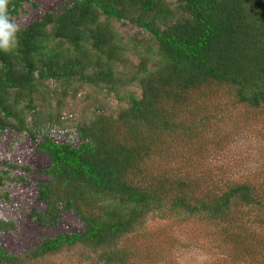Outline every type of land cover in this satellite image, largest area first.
<instances>
[{
	"label": "trees",
	"instance_id": "16d2710c",
	"mask_svg": "<svg viewBox=\"0 0 264 264\" xmlns=\"http://www.w3.org/2000/svg\"><path fill=\"white\" fill-rule=\"evenodd\" d=\"M25 2L7 0L8 17ZM118 22L136 29L124 36ZM16 35V47L0 51V128L44 134L49 179L38 185L46 208L34 217L50 224L62 205L83 225L20 254L0 245V264H30L66 249L92 264H138L122 242L151 216L215 224L232 250L256 236L241 221L248 215L264 225L262 188L245 181L221 191L159 163L174 153L164 142L174 130L199 133L175 118L203 89L224 91L233 105L264 108V0H71ZM128 53L138 57L133 66ZM89 87L94 93H83ZM108 95L124 104L116 114L102 106ZM66 109L72 120L62 117ZM52 125L81 141H54ZM5 225L0 220V229ZM244 254L251 259L247 250L231 255Z\"/></svg>",
	"mask_w": 264,
	"mask_h": 264
},
{
	"label": "rangeland",
	"instance_id": "374dc122",
	"mask_svg": "<svg viewBox=\"0 0 264 264\" xmlns=\"http://www.w3.org/2000/svg\"><path fill=\"white\" fill-rule=\"evenodd\" d=\"M70 1L29 0L22 4L17 14L10 16V22L17 29L24 28L46 12L61 11ZM115 26L124 36L136 29L131 23L122 25L118 22ZM127 57L128 66L138 62V57L131 53ZM49 85L54 86L52 83ZM131 90H135L134 85ZM85 92L94 93L90 87ZM98 96H104V92ZM195 101L198 103L194 104ZM233 102L224 91L207 88L198 93L193 101L182 105L175 118L176 123L182 125L184 118L187 124L198 126L199 133L191 134L192 129L185 130L183 127L174 130L164 141L171 143L169 150L174 153L167 162L161 160L159 165L166 163L172 171H182L193 178L207 180L211 185L209 188L217 187L221 191L231 184L245 181L264 191V108L253 109L240 103L233 105ZM103 104L105 111L114 114L120 106H124L109 95ZM195 106H201L196 113ZM187 110L188 114L184 117ZM73 116L68 109L62 113V117L71 120ZM48 133L56 142L70 140L77 145L81 141L69 128L61 130L52 125ZM162 139L163 136L159 138L160 141ZM44 140L43 133L32 137L14 128H0V220L6 224L4 229H0V245L10 254H20L33 248L45 237L82 229V220L73 210L62 209V205L50 224L34 217L35 213H42L46 208L45 200L39 198L38 185L49 179L44 171L50 158L40 147V142ZM144 165L147 164L143 163L141 167L144 168ZM143 173H148L146 177H150L149 172ZM236 206L241 209L240 212L245 209L243 205ZM242 219L244 221L241 222L257 234L251 240L245 239L238 250H232L233 243L220 241L215 224H204L196 218L181 221L148 217L143 227L122 243L134 251L138 264H264V247H261V244L264 246V225H256L248 215L242 216ZM246 250L250 252L251 259L245 254L242 259L231 255ZM74 251L66 249L60 255L29 263L92 264L91 260L82 258L80 251V254Z\"/></svg>",
	"mask_w": 264,
	"mask_h": 264
},
{
	"label": "clouds",
	"instance_id": "9594fccd",
	"mask_svg": "<svg viewBox=\"0 0 264 264\" xmlns=\"http://www.w3.org/2000/svg\"><path fill=\"white\" fill-rule=\"evenodd\" d=\"M7 14V0H0V51L9 52L17 45V27Z\"/></svg>",
	"mask_w": 264,
	"mask_h": 264
}]
</instances>
